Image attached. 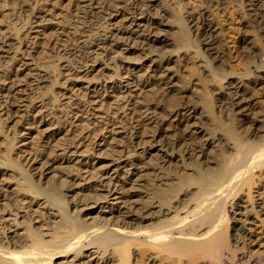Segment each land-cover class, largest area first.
<instances>
[{
  "label": "bare ground",
  "instance_id": "bare-ground-1",
  "mask_svg": "<svg viewBox=\"0 0 264 264\" xmlns=\"http://www.w3.org/2000/svg\"><path fill=\"white\" fill-rule=\"evenodd\" d=\"M59 1L20 0L17 10L7 15L13 27L5 25L0 32V264H162V259H174V264H234L229 207L245 191L251 194L255 174L264 169V146L257 150V144L243 143L233 130L228 132L232 141L223 137L222 147L214 145L212 135L200 126L198 106L184 107V113L172 107L184 92L176 89L177 75L170 65L191 53L188 26L179 10L182 0H74L65 7L56 38L48 44L53 61L44 59L37 66L23 61L36 42L23 38L20 22L28 18L30 27L54 19L53 7ZM253 1L259 7L253 22L264 23V0ZM119 19L128 26L124 31L114 27ZM207 24L204 34L212 29ZM170 30H176L175 38L166 35ZM209 41L206 45L211 46ZM171 46L176 51L163 52ZM238 47L233 42L232 48ZM96 48L114 67L89 68L100 61L93 55ZM136 53L142 56L132 62L129 58ZM23 66L27 88L38 92L34 103H25L23 97L27 90L17 74ZM97 73L100 77L90 80ZM169 76L161 82L164 98L151 99L157 77ZM241 78L230 76L238 83H231L228 95L232 106L244 112L249 101ZM56 89L64 92L63 100ZM205 94L201 98L210 114L211 96ZM188 112L194 114L191 126L218 152L206 169L191 160L183 137ZM105 120L108 127L95 132ZM146 122L155 126L150 134L147 128L143 138ZM222 122L216 126L222 127ZM172 123L171 129L182 135L173 136ZM31 131L36 134L30 136L37 139L35 149L25 144L16 152ZM153 143H159L160 153V163L154 165L157 186L150 183L153 173L147 162H141L150 154L144 145L157 149ZM210 153L203 148L195 159L206 158L204 164ZM179 163L183 172L194 176L172 174L169 169ZM247 198L254 199L252 194ZM241 226L236 231L245 240L247 231Z\"/></svg>",
  "mask_w": 264,
  "mask_h": 264
},
{
  "label": "rangeland",
  "instance_id": "rangeland-1",
  "mask_svg": "<svg viewBox=\"0 0 264 264\" xmlns=\"http://www.w3.org/2000/svg\"><path fill=\"white\" fill-rule=\"evenodd\" d=\"M5 1H6V4H4ZM72 1L74 0H61L59 1L60 3H57V6L52 5V7L55 6V8L53 7V10L54 12H56L55 13L56 16L54 17V19L44 22V24L40 22L42 23L41 25L34 24L29 27L27 23L29 21L27 18L29 13H27V16H26L27 19L26 20L24 19L26 22L24 20L20 22L21 23L20 25L22 26V30H23L21 31V33H23V38H25V36L27 39L31 37L32 41L36 43L35 45L32 46L33 49L31 51V55H28V57L24 59L23 61H27L28 63H31V64L34 63V65L42 63L44 59L53 61V58L50 57V56H53V53L47 49L48 44L56 38L57 33L55 32L56 31L55 28L57 27L58 23L62 24L61 23L63 19L62 16H64L66 13L64 9ZM0 2H1L0 3L1 4L0 32H1L5 29L4 27L5 25H8L9 27H13L12 24L14 21H12L10 19V16H7V15L12 14L17 10L20 0H0ZM253 2H254L253 0H210V1L209 0H182L179 4V8H180L179 10L183 14V15L181 14L182 20L183 21L185 20V24L186 26H188L187 30H188V36L190 39V43H191V46H190L191 53H189L188 55L190 57L189 59H187L188 56L185 58H182V60L177 59V62L171 63L170 65V67H172L173 69L172 73L174 75H177L176 80L174 82L176 85L175 86L176 89L182 90V92H184V94L183 93L179 94L178 98H176L175 100L171 102V105L173 108L175 107V109H179L181 113L185 112L184 109L186 107L191 108L195 105L196 107L198 106L199 112L201 111L200 112L201 113L200 114L201 116L200 126L201 127L203 126L202 128H205V132L207 134L212 135L213 140H214V145L220 144L219 147L220 146L222 147L224 144L223 141H220L223 137H225V139L223 138L224 141L226 140L225 142L229 140L230 137H228V132L232 130H233L232 132H234L235 135L239 137L243 143L248 144V145H251V143L253 145L257 144L256 145L257 150L260 149L257 146H260V147L261 145L262 147L264 146V72L258 74V72L256 71V68L264 69V67H262L264 66V23L263 22L262 23L253 22L254 15L259 12V10H257L259 9V7H256V5ZM179 10L177 7L178 12H180ZM191 14L192 15L194 14V15L192 16ZM224 15H225V18L227 17L226 19L224 18ZM20 18L22 19L25 18V15H23ZM221 19L222 21L224 20V22L226 21V23L221 22ZM207 22L210 23L209 26H211L212 29L210 32H207V34H204L206 32L205 30H202V27L207 26L208 25ZM125 25H126L125 22L122 19H119L114 27L124 31V27L125 28L128 27ZM21 26H19V28ZM131 29H137V28H132V27H130V29L128 28V30H131ZM175 32L176 30H170V32H167V34L162 33L160 37L166 34L167 36H170L171 38H175L176 36ZM229 37L230 38L232 37V39H230ZM207 40L208 41L210 40L209 42L212 43L211 46L206 45ZM233 42H237L239 44V47L236 48L237 50L236 49L234 50V48H232ZM96 49L95 51H93L94 53L93 55L94 57H97L98 60L100 61H98L96 64L90 63L89 68L93 66L95 67L99 66V68L105 71L106 68L108 67H111V68L114 67V65H112L110 62L108 63L106 62L107 63L106 64L105 61H107V58L101 55L98 56V54H101L102 50L101 49L96 50ZM164 50L165 51L163 52H172L174 50L176 51V48L171 46V47H166ZM257 51H260V52H257ZM196 52L198 53L196 54ZM137 53L133 55L135 58L134 57L132 58L131 56V58L129 59H131V61L132 60L134 61V59L138 58L140 54L142 56V53H139V54ZM199 53H200V56L198 55ZM5 55L6 54H4V57H6ZM1 60L2 59L0 58V61ZM129 61L128 62L126 61L125 64H123L124 67L126 66L128 67V63H130ZM25 68L26 67L24 66L20 67L19 72L18 70H16V72H18L17 74L19 75L21 79L20 85L23 86L24 89L27 90L26 93L24 92L23 94L24 99H26L25 103L31 102V99L34 103L37 101L36 97H38L35 95V93H38V92H36V90L34 92V90H30L29 88H27L25 82L28 80V75H27V72H24ZM121 73L124 74L125 70H122ZM131 74H134V73H131ZM140 74H142V71L140 72ZM232 75L233 76L235 75L236 77H242L240 81H241V84L243 83L242 84L243 90H244L243 94L249 101L248 109L244 112L238 111L235 109V107L232 106L231 101H230V95H228L229 94L228 89L231 86H233L231 83L232 82L236 83V85L238 83L235 80L230 79V76ZM96 76H99V74L97 73L95 76L91 77L90 80H96L97 79ZM169 78L170 76L168 78H162L164 79L162 80L161 78L157 77L155 81V85H154L155 87L153 86L154 88L152 87L151 92H150L153 94V95L150 94L152 95V97H150L151 99L157 96L156 98H154V100L158 102L164 98V90L162 88L163 86L161 85V82L165 81V79L168 80ZM34 86L35 85H33L31 89L34 88ZM220 86L222 87V90ZM183 88H188V90L183 91L185 90ZM56 91L60 93L59 95L60 99L63 100L65 98V96H62L64 92L60 89H56ZM123 91H125V89H123ZM202 94L203 95L205 94L208 97L211 96L209 101L210 103H212V105L211 104L210 105H211V108H213L211 109L212 110L211 112L213 113L211 112L210 114L206 113V105L204 104L201 98L203 96ZM182 95H184L185 97ZM32 97L33 98L35 97L34 100ZM197 100L198 101L200 100V101L198 102ZM113 108H117V106L113 105ZM193 117H194V114L190 112L184 115V118H186L184 122L188 124V127L186 129L187 131L185 130L183 137L186 142V146H188V148L190 149L189 152L191 153L189 154L192 156L191 160H196L197 162H199V165L201 164L200 167L202 168L205 167V164H206V167L207 165L211 166L209 162L216 160V158L218 157L217 155L218 152L215 146H210L209 144H207V142L205 141L206 139H204L206 137L202 136V134H199L198 130L195 129L196 127L191 126V124L194 121ZM214 118H216V120ZM221 121H223L222 122L223 124H221L222 127L220 128L221 129L223 128V130H221L219 126L218 127L216 126L218 125V123H221ZM106 122L107 121L105 120V122L103 121V123L102 121L101 123H98V125L94 127L95 132L100 133L102 130H104V128H107L108 125H106ZM154 126L155 124L150 125V122H146L145 126L143 127V129L145 130V132L143 130V138H146L147 133L151 129L152 131L154 130ZM171 127L173 128L174 124L173 126H170L169 128L171 129ZM147 128H149V131ZM77 129L78 128H75V130ZM173 129H171L170 132ZM110 130L111 129L109 128L108 132ZM211 130L212 132H210ZM173 131L177 133L176 134L175 132H172L173 136H178V134L182 135V133H179L177 130H173ZM75 132L77 133V135L75 133L74 135H76V139H77L78 132L77 131ZM29 133H31V135L25 138L26 141H23L22 143H19L16 146L15 148L16 152L19 151L20 147H24L23 145L25 144H29V150L35 149L36 143L34 144L33 140L36 139L35 138L36 134L34 135L33 131ZM150 133L151 131L149 132V134ZM30 136H35V137L33 138ZM19 139L22 140V137H20ZM203 139L204 141H202ZM229 141H232V140L230 139ZM153 144H154V147L157 149H150L149 144L144 145V147L146 148L147 146L149 147L147 149H148V152H150V154L146 156H142L141 162H144V163L147 162L146 166L149 168L150 173H153L150 176V178L152 177L150 183L153 186L155 185L157 186V182H153V181H156L155 179L156 177L154 175L156 168H154V165L155 166L159 165L160 153L158 152L159 143H153ZM203 148H206V151L211 152L209 161L203 162L204 164H202V160L205 161L206 158L195 159V154L197 155L198 151L202 150ZM217 149H219L218 146H217ZM224 149L225 148H223V151ZM254 149L255 147L253 146V150ZM230 152L231 151L229 150L228 153L230 154ZM228 153L226 155H228ZM151 155H152V158H151ZM144 157H147V158L144 159ZM206 167L204 169H206ZM169 170L170 172H173L172 174H178V176L180 175L184 176V173H185L183 172L180 163L174 165ZM169 170L167 168L166 171L168 172ZM151 171H154V172H151ZM185 174H188V176L190 177L194 176V174H190V173H185ZM254 182L255 184L251 189L252 191L250 190L251 191L250 193L254 197L253 199L254 202L253 200H250V199L248 200L247 197L248 195L251 196V194H249V192L247 194L245 191L243 195L240 197L241 200L238 199L235 202L233 201L229 207V212H230L229 215L230 217H233V220L230 221L231 223L229 222L230 230L228 232V235H229L228 239L231 242L230 243L231 246L232 244H235L234 253H235L236 260L234 261V264H264V169H262L260 172L258 171L255 174ZM173 185L171 186L173 187ZM251 201L253 202V204ZM238 226H241V228L243 227L242 228L243 231H247L248 237H246L245 240L244 239L241 240L240 232L236 231L238 229ZM238 237H240V239H238ZM169 260L171 261H168L167 259H164V260L162 259L161 263L162 264H174V262H177V261H174V259H169ZM147 261L145 260L146 264H150V262L149 261L147 262ZM133 263L136 264L135 261H133Z\"/></svg>",
  "mask_w": 264,
  "mask_h": 264
}]
</instances>
